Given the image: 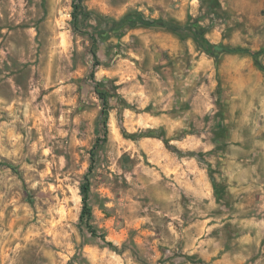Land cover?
<instances>
[{"label":"rangeland","instance_id":"rangeland-1","mask_svg":"<svg viewBox=\"0 0 264 264\" xmlns=\"http://www.w3.org/2000/svg\"><path fill=\"white\" fill-rule=\"evenodd\" d=\"M257 63L264 0H0V264H264Z\"/></svg>","mask_w":264,"mask_h":264},{"label":"trees","instance_id":"trees-1","mask_svg":"<svg viewBox=\"0 0 264 264\" xmlns=\"http://www.w3.org/2000/svg\"><path fill=\"white\" fill-rule=\"evenodd\" d=\"M76 1L80 2V0H76ZM73 6L76 7L75 5H73ZM72 17H73L74 21L77 20L76 14L72 15ZM91 38H92V46H93L96 41H95V37L93 35L91 36ZM195 39L201 45V47L203 48L204 51L213 55L216 59L225 53L245 52V53L249 54L250 56H252L254 58V60L256 61L255 55L257 54V52L251 51L250 49L241 48V47H229V46L224 45V44H214V43H211L201 33H196ZM91 55L94 58V62H95L94 65H97L98 64L97 55H96V51L94 49H91ZM257 64L259 65V67L261 69L264 70L263 65H261L260 63H257ZM90 76L94 82V89H95L96 93L99 95V98L102 100V103H103V114H104L103 126L105 128L104 129V131H105L104 136H106V130H107V127H106L107 126L106 125L107 92L102 91L100 89V83H99V81H97L95 79L93 71H91ZM95 147H96V145H95ZM90 158H91V164H90L89 170H91L93 163H94V152L93 151L90 153ZM210 173H212L211 169H210ZM210 178H211V183H212L214 193L217 196V198H220L222 190H220L218 188L217 183L215 181V178L212 175H210ZM79 190H80L81 199H82V206H81V210H80V214H79V221L84 224V226L86 227V229L89 231V233L91 235L100 237L108 246H110L112 248H116L115 245H113L110 241H106L104 235L102 233H98L97 230L95 229V227L91 223L92 210H91V206L89 204L90 179H89V173L88 172L84 174L83 180L79 186Z\"/></svg>","mask_w":264,"mask_h":264}]
</instances>
